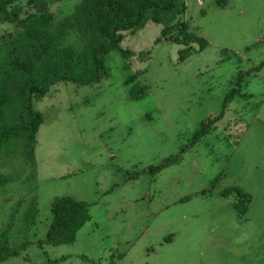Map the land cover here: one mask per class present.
Returning a JSON list of instances; mask_svg holds the SVG:
<instances>
[{"label": "rangeland", "instance_id": "rangeland-1", "mask_svg": "<svg viewBox=\"0 0 264 264\" xmlns=\"http://www.w3.org/2000/svg\"><path fill=\"white\" fill-rule=\"evenodd\" d=\"M81 0L51 5L60 20ZM20 17L29 12L17 4ZM184 20L208 46L178 62L184 46L156 43L161 27L147 24L111 52L98 84L53 86L34 102L44 118L37 132L36 168L1 160L0 231L21 203L9 244L23 242V220L33 201L38 214L25 252L0 264H264V66L245 78L241 95L181 161L150 175L149 169L179 153L201 123L216 117L239 73L264 63V0H186ZM22 7V8H21ZM0 25V36L16 32ZM68 43L80 50L74 36ZM131 92L146 95L136 99ZM16 175V176H15ZM30 175L34 177L30 178ZM19 176V177H18ZM236 187L250 196L239 215ZM87 203L90 220L72 245L40 246L52 221L55 198Z\"/></svg>", "mask_w": 264, "mask_h": 264}, {"label": "trees", "instance_id": "trees-1", "mask_svg": "<svg viewBox=\"0 0 264 264\" xmlns=\"http://www.w3.org/2000/svg\"><path fill=\"white\" fill-rule=\"evenodd\" d=\"M19 1L0 0V25L12 24L17 29L14 34L0 36V162L19 159L32 173L36 168L37 132L44 122L34 102L42 100L53 86L98 84L106 74L105 57L111 52L118 53L123 60L133 56L134 53L121 47L124 36L135 35L149 23L161 27L156 43L184 46L178 51V62L190 57L193 45L198 46L199 52L208 46L184 20L186 0H81L72 14L60 20L50 15L49 8L62 0H25L29 12L24 17H20L21 9L16 6ZM215 4L224 10L228 0H215ZM71 36L79 42L80 50L68 43ZM263 66L261 63L249 72L239 73L236 88L225 96L219 114L201 123L189 144L181 147L177 155L151 167L149 174L154 176L179 164L181 155L211 131L234 98H248L240 92L243 78ZM145 95L131 92L136 99ZM15 181L14 175H0V186ZM220 195L225 199L234 198L232 205L239 215L247 213L251 199L243 190L226 188ZM20 206V202L15 204L6 228L0 231V263L18 257L29 244L28 233L38 214L35 201L23 220V242L12 247L8 240ZM89 207L70 197L55 198L51 205L52 221L45 239L38 244L51 247L74 244L77 233L91 218ZM62 260L66 258L52 264Z\"/></svg>", "mask_w": 264, "mask_h": 264}]
</instances>
